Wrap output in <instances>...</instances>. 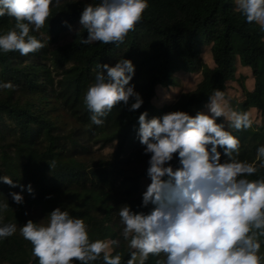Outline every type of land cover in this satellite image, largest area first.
Returning a JSON list of instances; mask_svg holds the SVG:
<instances>
[{
  "label": "trees",
  "instance_id": "16d2710c",
  "mask_svg": "<svg viewBox=\"0 0 264 264\" xmlns=\"http://www.w3.org/2000/svg\"><path fill=\"white\" fill-rule=\"evenodd\" d=\"M85 3L91 0H60L59 5H50L49 21L30 33L42 40L43 48L27 55L0 52V81L15 85L0 90V175L31 184L33 189L32 194L22 192L24 203L18 205L10 193L21 189L0 182V201L7 200L10 207L4 222L17 223L18 228L29 219L45 218L46 222L53 209L67 207L71 215L85 219L91 239L120 241L114 252L121 254L123 264L129 249L120 236L117 208L128 204L134 211L148 212L152 207H141L140 184L147 177L149 155L136 138L139 114L147 111L150 118L176 110L193 116L202 112L213 89L225 94L227 84L235 81L238 61L253 79L251 92L242 88L239 111L255 109L264 117V32L256 23L245 21L234 0H149L122 43L88 45L81 43L87 32L79 24ZM14 24L13 18L0 17V31ZM75 28L70 41L59 45ZM205 45L210 46L212 67L200 58ZM122 57L135 65L130 83L143 104L129 111L121 102L102 125H93L83 95L94 80L96 64L114 65ZM179 72L200 74L201 80L176 103L154 105L155 88L176 87ZM221 122L218 117L217 123ZM231 133L240 140L234 155L253 162L257 147L264 145V122ZM94 146L110 148V152L98 157L92 152ZM171 163L178 166L176 159ZM258 177H264V168L250 178ZM31 247L17 231L0 241V264H38ZM260 252L264 253V243ZM161 258L163 254H150L145 264H156Z\"/></svg>",
  "mask_w": 264,
  "mask_h": 264
},
{
  "label": "clouds",
  "instance_id": "9594fccd",
  "mask_svg": "<svg viewBox=\"0 0 264 264\" xmlns=\"http://www.w3.org/2000/svg\"><path fill=\"white\" fill-rule=\"evenodd\" d=\"M60 0H0V17L14 19V27L0 31V52L18 51L27 55L44 47L32 32L49 21L50 5ZM236 11L247 23H256L264 32V0H234ZM149 0H91L79 16L81 29L87 32L82 44L119 45L141 19ZM62 23H67L66 21ZM71 28V26H69ZM135 65L123 57L115 64H96V72L84 95L83 104L93 125H102L104 117L118 104L129 111L141 108L143 99L130 83ZM11 81H0V90L12 89ZM131 98V103H130ZM207 112L194 116L185 111H170L149 118L138 116L136 138L149 155L146 176L150 183L142 192L141 207L117 208L127 242L129 258L123 264H145L149 255L161 256L156 264H264V177L250 178L264 168V145L256 149L253 162L240 160V140L226 130L225 122L236 130L249 129L253 120L248 111L233 110L225 94L213 89L207 96ZM223 156V159H222ZM176 159L178 166L173 167ZM258 161V163H257ZM54 163V162H53ZM51 167V165H49ZM0 182L19 187L12 200L24 203L22 192L33 193L9 176ZM8 201H0V241L19 235L31 244L38 264H122L114 248L120 241L91 239L83 217L56 207L40 222L29 219L22 226L5 223Z\"/></svg>",
  "mask_w": 264,
  "mask_h": 264
},
{
  "label": "rangeland",
  "instance_id": "374dc122",
  "mask_svg": "<svg viewBox=\"0 0 264 264\" xmlns=\"http://www.w3.org/2000/svg\"><path fill=\"white\" fill-rule=\"evenodd\" d=\"M75 30L76 28L65 34L60 39L59 45H62L70 41L71 35L73 34V32H75ZM200 58L203 61V63L206 64L207 66L209 67L213 66L211 54H210V46L205 45L201 47ZM175 77L178 81V85L176 87L155 88V98L153 99L154 105L161 107L164 105L176 103V101L180 98L182 94L192 91L201 80L200 74L192 73V72H179L175 75ZM243 87L248 92H251L253 88V79L251 77L249 69L240 66L239 62L236 61L235 81H231L227 84V89L225 91V99L228 101L229 106L233 110L238 112H240L239 111L240 103L244 97L243 89H242ZM263 99H264V92H263ZM263 105H264V100H263ZM247 111L250 113V117L253 120L254 127H259V125L264 122V117L261 116L258 112H256L255 109H248ZM202 112L205 113L207 112L206 106L202 110ZM221 118H222V122H225L226 130L230 132L236 130L233 128H229L228 122L224 121L223 117ZM92 152L94 153V155L98 157H103L104 155L110 152V148L99 150L98 146H94ZM148 183H150V180L147 177L141 180L140 188L142 191L145 190L146 185Z\"/></svg>",
  "mask_w": 264,
  "mask_h": 264
}]
</instances>
